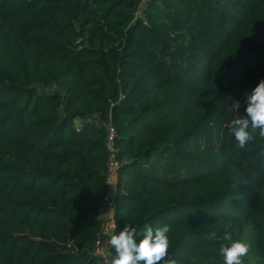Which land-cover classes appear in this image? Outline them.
I'll use <instances>...</instances> for the list:
<instances>
[{
	"label": "trees",
	"instance_id": "16d2710c",
	"mask_svg": "<svg viewBox=\"0 0 264 264\" xmlns=\"http://www.w3.org/2000/svg\"><path fill=\"white\" fill-rule=\"evenodd\" d=\"M140 7L0 0V264H95L111 160L117 234L168 225V259L224 264L230 232L264 264V140L227 127L264 80V0Z\"/></svg>",
	"mask_w": 264,
	"mask_h": 264
},
{
	"label": "clouds",
	"instance_id": "9594fccd",
	"mask_svg": "<svg viewBox=\"0 0 264 264\" xmlns=\"http://www.w3.org/2000/svg\"><path fill=\"white\" fill-rule=\"evenodd\" d=\"M246 105V117L237 114V110L240 108L239 100L230 105V110L236 112V116L227 125L230 134L234 136L241 149L256 138L254 131H249V128L258 129L260 139L264 140V80L257 84L251 94H246ZM169 232L170 226L168 225L154 230L146 224L143 238L137 243L134 238L135 228L126 224L123 230L117 234L114 222L111 228L106 231L105 235L108 239L103 242L101 247L112 248L115 250V254L110 252L109 255L104 256L103 264H161V262L163 264H178L177 260L167 258L170 247ZM211 238H216V233H211ZM221 239L230 242L221 243L219 248L224 264H243V258L249 254L251 249L248 240L246 238L233 240L230 232H225Z\"/></svg>",
	"mask_w": 264,
	"mask_h": 264
},
{
	"label": "built area",
	"instance_id": "2783aa9c",
	"mask_svg": "<svg viewBox=\"0 0 264 264\" xmlns=\"http://www.w3.org/2000/svg\"><path fill=\"white\" fill-rule=\"evenodd\" d=\"M149 0H141V7L138 8L136 13L134 14V19L141 18L142 20H145L144 13ZM117 134L115 131V128L112 124H108L107 126V146L110 149V151H114L113 143L116 139ZM119 167V164L117 161L111 160L110 161V176H111V183L114 184V179L117 174V169ZM116 188V185H115ZM114 190L116 191V189ZM115 191L109 195L104 197V206L101 211V224L99 231L96 235V239L94 242L93 250H92V259L95 262V264H103L104 256H107L110 254V252L114 255V249L112 248H102L103 242L108 239V237L105 235L106 231H108L111 228V225L116 221L114 219V206L116 201V193ZM117 229V224H116ZM101 242V243H100Z\"/></svg>",
	"mask_w": 264,
	"mask_h": 264
},
{
	"label": "rangeland",
	"instance_id": "374dc122",
	"mask_svg": "<svg viewBox=\"0 0 264 264\" xmlns=\"http://www.w3.org/2000/svg\"><path fill=\"white\" fill-rule=\"evenodd\" d=\"M173 8H174V6H173ZM148 9H149V13H150L152 18H154V19H158L159 18V11H160V5L159 4H156V3L152 2L149 5ZM114 184H116V179H114Z\"/></svg>",
	"mask_w": 264,
	"mask_h": 264
},
{
	"label": "crops",
	"instance_id": "0c3cea01",
	"mask_svg": "<svg viewBox=\"0 0 264 264\" xmlns=\"http://www.w3.org/2000/svg\"><path fill=\"white\" fill-rule=\"evenodd\" d=\"M115 179H116V177H115Z\"/></svg>",
	"mask_w": 264,
	"mask_h": 264
}]
</instances>
